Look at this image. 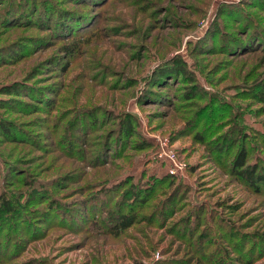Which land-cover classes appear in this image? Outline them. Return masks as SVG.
Returning a JSON list of instances; mask_svg holds the SVG:
<instances>
[{"label":"rangeland","instance_id":"1","mask_svg":"<svg viewBox=\"0 0 264 264\" xmlns=\"http://www.w3.org/2000/svg\"><path fill=\"white\" fill-rule=\"evenodd\" d=\"M29 5L38 9L28 15ZM54 10L87 24L55 37L52 20L37 21ZM19 12L31 24H14ZM246 27L262 36L257 50L221 49ZM174 67L182 74L152 84ZM256 80L264 0H0V88L24 87L0 93V120L22 138H0V264H264V183L255 192L235 181L208 145L233 132L227 154L244 147L264 175ZM188 87L194 100H184ZM216 104L222 124L198 142L187 121ZM151 182L149 198L128 209L126 191L142 197ZM51 203L76 212L43 217ZM119 216L133 224L123 229Z\"/></svg>","mask_w":264,"mask_h":264},{"label":"trees","instance_id":"2","mask_svg":"<svg viewBox=\"0 0 264 264\" xmlns=\"http://www.w3.org/2000/svg\"><path fill=\"white\" fill-rule=\"evenodd\" d=\"M84 1H87V0H84ZM33 8H35V10L37 11L38 6L36 7L33 5H29V10L26 11L28 15L31 14ZM10 10L11 9L8 7V9H7L8 13L10 12ZM52 12L53 13L50 14L47 11H41V13H40V11H38L39 15L37 17V21L40 20V22L45 23V21H47V20H49V21L52 20L53 24L55 26V28H54V30H55L54 36L55 37L56 36L62 37V35H65V38H68L70 36L71 32L75 31L77 29V27L80 28L81 26L85 25L84 20H78L76 17H74L75 14L69 13L70 11H64V10H60V11L57 10L56 11V10H54ZM15 14L16 15H14V16L12 15V17H17L16 19H14L15 20L14 24H16V25L28 24L27 23L28 21L31 24L30 20L21 19V17L26 16L24 13L19 12V13H15ZM40 16H42V19ZM4 17H6V15H3V18ZM3 18H2L3 25H9V26L12 25L11 24L12 21H9V20L7 21V19L3 20ZM41 26H46V25H41ZM244 30H245L244 31V36H245L244 40H240L237 38L233 39L232 37H229L228 39H230V42H228V44L226 42H223L221 49H225L227 52L239 53L241 55L257 50L260 39L262 38V36H260L261 34L256 33V32H254V33L250 32L249 33L250 28H248V27H246ZM226 35H228V33ZM42 42H43V40H42ZM8 49L9 48L6 47L3 50L5 51V53L7 52V53L11 54ZM17 49H15V50H17ZM64 50H65V53L67 55H71L75 51V47L73 44H68L65 46ZM20 51H17V52L14 51V52H12L11 55L12 56L16 55V58H17L21 54L20 53L19 55H17ZM16 58L14 57L13 60H16ZM10 60L13 61L12 59H10ZM57 63L60 64V62H57ZM175 72H177V73L179 72V75H181L183 71L180 68L178 69L177 67L158 69L157 72H155L153 75V79H152L153 83L152 84L157 86L156 84H154V82L159 83V81L162 80L161 77H163V78H167L166 76L173 77ZM253 85H254V87L252 88V90H249V92L251 93V96H253V98L259 104H262L264 106V83H261V81L258 82L256 80L253 83ZM20 87L21 86L18 85L17 82H15L11 85H6V86L1 87L0 93L6 94V95H14V96L19 97V96H21L20 94L23 93L22 89L24 88V87H22V89H20ZM52 92L53 91H47V93H52ZM27 93H28L27 96H30V97L32 96L33 98H39V100L41 102H38V103L41 106H43V107L49 106L47 99L42 97L40 95L39 91H37V93H35L34 91H32V89L31 90L28 89ZM198 96L199 95L194 90V87H188L186 89V91L184 92V97H185L184 100L185 101L194 100V98H197ZM214 106L215 105L207 106V107H205V109L203 111H198L197 113H194V115L191 117V121L190 122L187 121L186 127L194 129L192 136H194V139L197 140L198 142L202 141V138H203L202 137V135H203L202 130L209 131V134H211L212 132H214L216 130V128H218L219 124H222L220 122L223 120L224 117H220V116H221V114L223 115L226 112L219 111V106L217 104H216V108ZM220 112H222V113H220ZM228 115L229 114L227 113L225 116L226 122H229V118H228L229 116ZM6 126L7 125L2 120H0V138H8V139L10 138L13 140L21 138V136L18 137L15 135L16 136L15 137L13 135L14 136L13 137L12 135H10L11 133L8 131ZM124 129L126 131L129 130V126L126 125V127ZM210 129L212 130V132ZM223 132H221V133L215 132V136H217L218 139L215 141V139L212 137V138H210L211 141L208 142V145L212 147V152L215 153V156L220 155L219 160H217L218 164L220 166L225 167L226 168L225 170L234 178L235 181L238 182V180L239 181L242 180L251 190H254L255 192H259L258 191L259 188L264 183L263 173L257 169L258 165L255 162L246 163L247 162V155H246V151H245L244 147H238L236 149V151L234 152V154L232 155V157H231V153L227 154V151L229 148L234 149L235 143H236L235 142L236 136H235V138H232V136L234 134L233 132H226V133H223ZM222 142L224 144H222ZM226 154H227V156H226ZM97 160H98V158L96 159V161ZM167 178L168 177H166V179H164V180H167ZM154 182L158 183L160 181L154 180ZM151 184H152V182L150 183V185L147 183L143 186V188L145 190L142 191L143 192L142 197H140L136 191L135 192L132 190L126 191L128 194L127 195L125 194V196H126L125 199L127 201L126 203L128 204V209L134 205H136L138 207V205L143 203L146 200V198L147 199L149 198V196L151 194L150 192L152 191L151 190V188H152ZM131 188L132 187H130V189ZM129 196H130V198H129ZM81 204H82V206L85 205L82 202H81ZM2 205H3V209L5 211L11 210V209H9V203L8 202L4 201V202H2ZM86 206H87V204L85 205V207ZM121 206L123 207L122 204H121ZM67 207H64L62 205H58L56 207V206H54L53 203H51L50 204V212L48 211V213H45L43 215V217L46 215L48 216L49 213H52L51 215H53L55 218H57L59 220H70L72 218L71 214L76 212L77 207H74V209L73 208H67ZM78 214H79V212L77 213V215ZM119 219L121 220L119 224H124V223L127 224L128 223L127 221L130 218L128 219V217L119 216ZM131 224H133V222H129L128 225L123 227V229L128 228ZM186 224L187 225L189 224L188 220L186 221Z\"/></svg>","mask_w":264,"mask_h":264},{"label":"built area","instance_id":"3","mask_svg":"<svg viewBox=\"0 0 264 264\" xmlns=\"http://www.w3.org/2000/svg\"><path fill=\"white\" fill-rule=\"evenodd\" d=\"M165 156L168 159L171 168L173 169L172 171L177 170L179 167H178V164L176 162L174 155L172 153H167L165 154Z\"/></svg>","mask_w":264,"mask_h":264}]
</instances>
